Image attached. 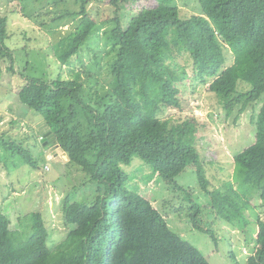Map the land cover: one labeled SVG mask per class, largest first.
<instances>
[{"label":"trees","instance_id":"1","mask_svg":"<svg viewBox=\"0 0 264 264\" xmlns=\"http://www.w3.org/2000/svg\"><path fill=\"white\" fill-rule=\"evenodd\" d=\"M128 1H110L112 27L103 41L111 59L104 78L81 58L83 46L98 29L88 13L91 0H75L79 22L53 52L60 69L73 68L72 76L26 78L16 92L20 104L42 117L44 133L84 175L83 183L92 184L94 197L90 204L64 200L67 233L54 246L48 245L40 212L18 217L11 228L12 221L0 210V264H209L130 186L122 169L138 158L178 191L174 179L193 167L201 190L211 195L195 148L199 120L194 115L176 121L159 118L166 109L181 110L180 93L190 89L186 71L177 65L176 45L189 55L199 85L215 95L226 114L233 107L242 111L261 103L253 120L254 143L233 156L232 183L247 202L244 207L256 199L264 211V0H196L200 11L188 17H179L177 0H155V6L143 7L122 26L118 3ZM21 13L28 18L29 12ZM6 25L7 18L0 15V56L14 74L5 46ZM171 27L176 30L174 48L165 39ZM224 50L233 56L229 66ZM145 101L153 104L146 109L153 114L143 108ZM8 124L13 128L17 123L11 119ZM6 133L0 132V161L17 154L35 167L29 153ZM1 151L6 157L1 158ZM212 193L219 204L245 212L229 192ZM189 209L194 228L216 242L213 232L198 222L200 207ZM257 225L255 249L244 264H264V218Z\"/></svg>","mask_w":264,"mask_h":264},{"label":"rangeland","instance_id":"2","mask_svg":"<svg viewBox=\"0 0 264 264\" xmlns=\"http://www.w3.org/2000/svg\"><path fill=\"white\" fill-rule=\"evenodd\" d=\"M110 1L91 0L88 5V13L98 29L81 51L84 64L91 71L101 74V78L105 77V68L111 59L110 48L103 41L105 32L112 27L113 7ZM155 2L129 0L118 3L122 26H126L143 7L155 6ZM176 6L179 7V17H188L200 11L196 0H177ZM15 8L18 11L14 12ZM21 9L29 12L28 18L21 13ZM78 11L80 6L75 0H0V15L7 18L5 46L13 57L14 69V74L9 73L7 63L0 56V132H7L6 138L15 137L16 145H21L29 153L35 165H27L17 154L0 161V210L12 221L11 228H15L18 217L40 212L49 231L50 246L63 240L67 233L62 212L64 200L70 197L72 201L90 204L94 188L90 183H83L86 180L84 175L77 167L67 163L59 147L55 150L56 144L42 142L45 135L42 117L20 104L16 92L26 78L49 81L72 76L73 68L62 66L60 69L53 52L59 49L62 38L75 29L81 17L74 15ZM175 38L176 30L171 27L166 31L165 39L173 46ZM174 50L180 58L178 68H184L189 78L190 89L180 93L181 110L166 109L159 113V118L176 121L194 115L199 120L200 131L195 148L203 175L207 176L206 189L211 195L201 190L193 167L185 169L174 179L178 191L165 185L138 158H133L130 165L122 169L129 177L130 186L151 201L169 228L197 248L209 264H244L255 249L257 222L264 218V211L256 199L247 204L251 208L243 206L247 202L232 183L233 156L254 143L253 120L261 103L248 104L242 111H239L241 106L233 107L226 114L215 95L199 85L193 75L189 55L180 51L178 45ZM224 56L225 66H229L233 56L228 50H224ZM142 105L147 114H153L146 110L153 104L145 101ZM11 119L17 123L16 127L8 124ZM3 155L1 151V158ZM212 189L221 196L229 192L230 200L246 212L238 214L225 203L219 204L218 195L214 196ZM193 204L200 207L198 222L204 229L213 232L216 242L208 233L194 228L189 215ZM29 235L30 232L24 233L25 237Z\"/></svg>","mask_w":264,"mask_h":264},{"label":"water","instance_id":"3","mask_svg":"<svg viewBox=\"0 0 264 264\" xmlns=\"http://www.w3.org/2000/svg\"><path fill=\"white\" fill-rule=\"evenodd\" d=\"M48 134H49V133L45 134V135L43 136V138H42V142H43L44 144H47V143H51V142H53V137L48 138ZM65 158H66V157H65Z\"/></svg>","mask_w":264,"mask_h":264},{"label":"clouds","instance_id":"4","mask_svg":"<svg viewBox=\"0 0 264 264\" xmlns=\"http://www.w3.org/2000/svg\"><path fill=\"white\" fill-rule=\"evenodd\" d=\"M48 138H50V137H48ZM47 144H48V143H47ZM56 147H58V146H57V145H55V147H54V148H55V150H57V148H56ZM55 156H56V155H55ZM64 157H66V156L64 155ZM45 167H46V166H44V169H45ZM248 208H249V206H248ZM250 208H251V207H250ZM245 212H246V211H245ZM257 230H258V225H257Z\"/></svg>","mask_w":264,"mask_h":264}]
</instances>
